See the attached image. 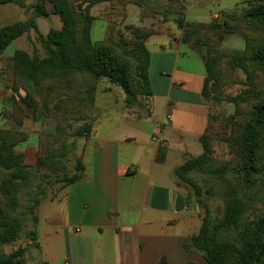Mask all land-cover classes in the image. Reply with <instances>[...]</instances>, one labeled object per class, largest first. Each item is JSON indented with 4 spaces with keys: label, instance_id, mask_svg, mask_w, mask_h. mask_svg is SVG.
Returning <instances> with one entry per match:
<instances>
[{
    "label": "trees",
    "instance_id": "trees-1",
    "mask_svg": "<svg viewBox=\"0 0 264 264\" xmlns=\"http://www.w3.org/2000/svg\"><path fill=\"white\" fill-rule=\"evenodd\" d=\"M76 1L35 0L31 17L0 28V57L15 39L31 30L38 34L46 52L43 58L22 50L13 53L11 90L17 100H12L13 112L7 119L16 126L22 120L21 106L36 114L41 111L38 99L47 100L51 94L57 100H82L83 104L92 105L101 79L122 92L127 108L139 106L142 97L151 96L150 55L144 44L149 34L135 29L131 30V41L115 42L107 38L95 42L91 37L92 18L86 11L77 9ZM82 1L94 4L110 0ZM133 1L140 7L146 0ZM47 2L59 16L61 27L43 36L38 32L36 18L48 15ZM5 3L13 1L0 0V4ZM236 12L228 14L220 24L182 26L180 20L176 21L183 29L182 42L204 61L203 98L234 106L233 115L227 118L230 124L227 140L233 148V161L218 162L212 156L211 140L204 135L200 139L203 153L175 170L176 176L191 188L201 215L200 230L184 249L199 253L207 264H264V0H249L246 8ZM231 34L242 37L243 50L232 53L217 50L215 46L224 35ZM226 69L230 77L233 70H240L245 78L243 90L234 96H223L221 92L227 79ZM19 91L23 92L22 96ZM41 107L46 111L48 105L42 101ZM89 129L81 127L76 136L88 134ZM25 139L20 131L0 130V247L20 239L25 213L33 215L47 185L39 183L36 193L28 200L30 204L25 206L24 191L34 172L39 173L43 166L51 173L58 172V162L49 158H38L36 167L32 168L23 157L14 155L12 148ZM81 171L77 160L74 173H63L59 181L69 185L80 179ZM195 173L206 183L203 191L192 178ZM210 197L223 203L221 218L211 216L206 202ZM27 235L33 238L35 232ZM23 254L20 247L9 254L0 248V264H25Z\"/></svg>",
    "mask_w": 264,
    "mask_h": 264
},
{
    "label": "crops",
    "instance_id": "crops-1",
    "mask_svg": "<svg viewBox=\"0 0 264 264\" xmlns=\"http://www.w3.org/2000/svg\"><path fill=\"white\" fill-rule=\"evenodd\" d=\"M144 44L151 96L136 107L122 101L109 108L75 139L80 179L48 183L28 215L27 234L34 231V237L2 245L3 253L5 246L12 248L5 254L20 247L25 264H48L35 253L51 254L61 243L63 264H207L184 249L199 232L201 215L191 188L175 174L203 153L200 139L209 122L204 61L181 43L172 21H159ZM16 50L4 56L5 49L0 58ZM100 83L96 94H108L113 85L106 81L99 90ZM2 123L0 130H8ZM30 140L14 146L13 154L28 160Z\"/></svg>",
    "mask_w": 264,
    "mask_h": 264
},
{
    "label": "rangeland",
    "instance_id": "rangeland-1",
    "mask_svg": "<svg viewBox=\"0 0 264 264\" xmlns=\"http://www.w3.org/2000/svg\"><path fill=\"white\" fill-rule=\"evenodd\" d=\"M12 1L13 3L0 4V28L14 22L25 21L31 17L34 11L32 6L35 4V0ZM248 1L177 0L171 3L169 0H146L140 7L133 0L100 1L94 4L78 0L74 4L78 5L77 9L80 12L86 11L88 16L92 18L91 37L93 34V41L95 42L106 40L107 38H112L115 42L123 39L131 41V30L137 29L149 34L153 32L159 21H172L175 29L180 32L181 43L188 47L187 44L182 42L183 29L176 23L177 20L182 22V26H185V24H220L226 20L227 15L231 12L237 11L236 13H239L246 8ZM45 9L48 15L36 18L38 32L43 36L49 30H57L61 27L60 18L53 13L52 4L47 2ZM139 21L147 23L146 26H139ZM184 29L187 30L185 27ZM215 47L225 53L241 52L244 48V42L240 35H224L222 42ZM15 49H26L30 55L36 53L40 58L46 55L38 34L33 30L28 35H22L21 41L18 39L12 42L6 48L4 56L10 55ZM225 73L227 79L221 89L223 96H234L241 92L245 82L243 73L240 70H233L231 77L228 74V69L225 70ZM106 84V80L101 79L99 90L106 87ZM11 86V58L0 59V119L3 120L1 129H14L24 133L26 137L28 136V139H31L27 145L28 152L25 151L28 157V160L25 161L32 168L36 167L38 158H45L46 160L49 158L51 161L58 162L56 164L58 172L51 173L45 166L41 168L39 173L34 172L32 182L24 191V193H27L23 196V204L26 206L30 204L28 200L36 193L39 183L45 185L58 182L61 180L63 173L67 175L74 173L77 161L74 156L75 139L77 138L76 131L83 126H88L91 129L96 118H104L106 110H109V108L115 110L120 108L123 105V94L114 86L111 87L108 94L104 95L100 94V92L96 94L95 90L96 100L94 95V103L89 106L83 104L82 100H57L56 95L51 94L49 98L47 97V100L38 99L41 111L36 114H32L29 109L21 106L22 120L16 126L13 120L7 119L9 114L13 112L12 100H17L11 90ZM19 94L22 96L23 92L19 91ZM42 101L48 105L46 111L41 107ZM207 102L209 103V122L208 132L205 135L211 140L212 156L218 162L231 163L233 161V148L227 140L230 131V124L227 118L233 115L234 106L232 103L224 101L216 103L208 100ZM192 178L202 186L203 191L206 183L204 184L200 174L195 173ZM206 202L212 213L211 216L221 218L224 210L223 203L215 197H210ZM28 215L25 213L23 218V230L19 240L27 237V231L31 229ZM9 249L12 250V248L5 246L3 248L4 253H8ZM34 258L36 261L41 258L48 264H63L64 252L62 244L59 243V247L51 254L49 252L43 253L39 257L35 253Z\"/></svg>",
    "mask_w": 264,
    "mask_h": 264
}]
</instances>
